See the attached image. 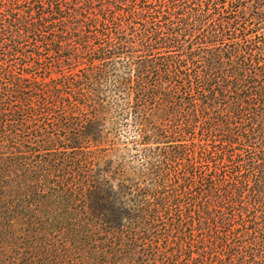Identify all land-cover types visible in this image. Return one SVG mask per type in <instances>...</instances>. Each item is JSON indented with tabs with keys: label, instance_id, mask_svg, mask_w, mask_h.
Here are the masks:
<instances>
[{
	"label": "trees",
	"instance_id": "trees-1",
	"mask_svg": "<svg viewBox=\"0 0 264 264\" xmlns=\"http://www.w3.org/2000/svg\"><path fill=\"white\" fill-rule=\"evenodd\" d=\"M243 3L0 0V264H264Z\"/></svg>",
	"mask_w": 264,
	"mask_h": 264
},
{
	"label": "rangeland",
	"instance_id": "rangeland-1",
	"mask_svg": "<svg viewBox=\"0 0 264 264\" xmlns=\"http://www.w3.org/2000/svg\"><path fill=\"white\" fill-rule=\"evenodd\" d=\"M241 14L251 22V28L258 35L264 34V0H243Z\"/></svg>",
	"mask_w": 264,
	"mask_h": 264
}]
</instances>
